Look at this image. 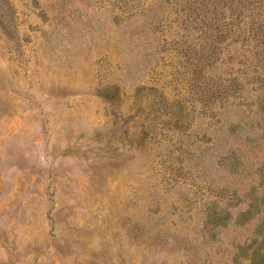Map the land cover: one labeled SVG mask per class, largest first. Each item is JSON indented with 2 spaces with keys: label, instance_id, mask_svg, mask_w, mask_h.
Returning a JSON list of instances; mask_svg holds the SVG:
<instances>
[{
  "label": "rangeland",
  "instance_id": "rangeland-1",
  "mask_svg": "<svg viewBox=\"0 0 264 264\" xmlns=\"http://www.w3.org/2000/svg\"><path fill=\"white\" fill-rule=\"evenodd\" d=\"M189 6L0 0V264H252L264 49Z\"/></svg>",
  "mask_w": 264,
  "mask_h": 264
},
{
  "label": "trees",
  "instance_id": "trees-1",
  "mask_svg": "<svg viewBox=\"0 0 264 264\" xmlns=\"http://www.w3.org/2000/svg\"><path fill=\"white\" fill-rule=\"evenodd\" d=\"M184 1L188 6L189 3L195 4L193 9L192 6L187 8L188 13L195 14L192 22L199 21L205 29L212 30L217 48L225 38L230 39L233 46L241 42L243 46L252 50L256 47L264 49V0ZM227 13L230 19L228 22L225 21ZM186 16L189 17L188 14ZM258 54V52L253 54L257 61L256 67L260 63ZM237 88L238 81L233 79V89L237 90ZM250 256L252 264H264V242L262 246L254 249Z\"/></svg>",
  "mask_w": 264,
  "mask_h": 264
}]
</instances>
